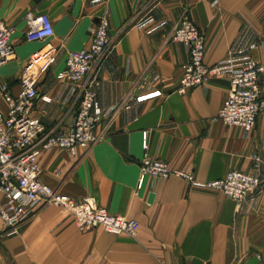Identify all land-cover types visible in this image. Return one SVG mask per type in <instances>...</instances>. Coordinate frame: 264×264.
I'll list each match as a JSON object with an SVG mask.
<instances>
[{
	"label": "crops",
	"instance_id": "1",
	"mask_svg": "<svg viewBox=\"0 0 264 264\" xmlns=\"http://www.w3.org/2000/svg\"><path fill=\"white\" fill-rule=\"evenodd\" d=\"M184 4L204 37V65L223 74L178 94L188 52L170 34ZM28 12L49 17L54 33L46 42L57 51L36 84L33 116L45 131L73 126L76 86L56 76L69 52L88 49L98 20L107 21L112 44L95 69L102 114L95 133L103 140L74 157L48 148L37 161L46 186L77 201L92 197L139 228L135 237L78 231L65 209L39 206L14 234H2L0 224V264H264V188L237 211L231 199L183 179H145L138 186L144 154L196 182L230 171L264 181V109L251 132L218 119L229 74L264 59V0H0V24L13 28L14 49L0 66L3 112L1 85L16 94L30 56L46 44L26 42ZM260 94L264 99V76Z\"/></svg>",
	"mask_w": 264,
	"mask_h": 264
},
{
	"label": "built area",
	"instance_id": "2",
	"mask_svg": "<svg viewBox=\"0 0 264 264\" xmlns=\"http://www.w3.org/2000/svg\"><path fill=\"white\" fill-rule=\"evenodd\" d=\"M181 13L174 25L170 38L182 44L188 52V60L181 65L178 94H186L193 88L207 83L211 76H222L219 66L204 65V37L190 21L189 8L182 5ZM26 42H41L53 36V27L46 14L25 18ZM13 28L0 24V66L12 59L14 49L10 43ZM88 49L69 52L64 68L56 76L76 86L75 120L73 126L61 132L44 130L38 118L33 116L35 100L38 96L37 81L45 76L54 64L56 49L46 42L43 50L30 56L23 69L20 90L13 94L6 85H1V98L6 111H0V224L2 234H14L17 227L35 208L56 206L65 209L74 219L78 231L100 228L112 235L135 237L139 228L136 220L108 214L100 208L95 199L85 197L75 200L46 186L41 179L38 156L48 148L63 149L76 156L77 151H88L95 143L103 140L95 128L101 120V109L95 98L99 86L96 67L111 47L108 25L105 19L95 24ZM264 76V59H252L235 72L229 74L227 97L219 108L218 119L227 128L241 127L251 132L260 112L264 109V99L260 96V84ZM145 80V77L144 79ZM144 85V83H143ZM140 89L142 86L140 85ZM146 133L143 148L147 150ZM264 168V158L260 159ZM138 186L143 180L169 177L183 179L191 188L220 193L231 199L239 211L248 197L264 188V181L243 171H230L211 182H196L191 173L171 169L167 162L147 157L144 154L139 164Z\"/></svg>",
	"mask_w": 264,
	"mask_h": 264
},
{
	"label": "water",
	"instance_id": "3",
	"mask_svg": "<svg viewBox=\"0 0 264 264\" xmlns=\"http://www.w3.org/2000/svg\"><path fill=\"white\" fill-rule=\"evenodd\" d=\"M152 197H150V199H151Z\"/></svg>",
	"mask_w": 264,
	"mask_h": 264
}]
</instances>
